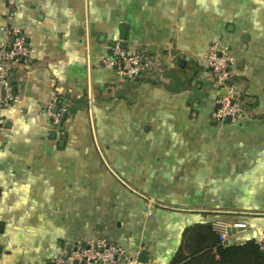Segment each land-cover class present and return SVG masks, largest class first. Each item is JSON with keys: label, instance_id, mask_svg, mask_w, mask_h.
Masks as SVG:
<instances>
[{"label": "crops", "instance_id": "obj_1", "mask_svg": "<svg viewBox=\"0 0 264 264\" xmlns=\"http://www.w3.org/2000/svg\"><path fill=\"white\" fill-rule=\"evenodd\" d=\"M5 13L0 0V44ZM15 23L33 53L0 110V264H55L91 238L169 264L214 208L264 215V0H16ZM215 39L248 104L235 121L214 116ZM114 40L145 53L137 77L100 63Z\"/></svg>", "mask_w": 264, "mask_h": 264}, {"label": "built area", "instance_id": "obj_2", "mask_svg": "<svg viewBox=\"0 0 264 264\" xmlns=\"http://www.w3.org/2000/svg\"><path fill=\"white\" fill-rule=\"evenodd\" d=\"M6 4L5 25L3 30L10 38L0 44V110L10 107L16 100L11 82V70L20 62L30 61L33 48L28 42L21 27L15 23L16 0H3ZM106 53L100 58V63L107 68L115 69L125 78L137 77L148 65V60L142 51L126 48L119 40L109 42ZM204 64L211 71L216 84L223 92L216 100L214 116L221 122L230 117L235 121L243 114L240 91L234 74L236 57L229 46L219 40H212L203 54ZM57 100H52L47 107V113L53 124L63 121L67 115L66 106L57 108ZM212 228L222 243H227L234 232L246 229L245 223L228 222L221 219L211 221ZM55 264H149L138 259L136 253H130L118 243L109 242L103 238H91L84 243L71 246L65 256H57Z\"/></svg>", "mask_w": 264, "mask_h": 264}, {"label": "trees", "instance_id": "obj_3", "mask_svg": "<svg viewBox=\"0 0 264 264\" xmlns=\"http://www.w3.org/2000/svg\"><path fill=\"white\" fill-rule=\"evenodd\" d=\"M240 99L243 105L247 104L244 95L241 94ZM214 209L216 210L214 219L230 221L226 216L228 208ZM230 209L233 210L231 214L250 219L245 232L233 235L229 243H222L211 222L187 225L183 230L181 244L169 264H264V241L259 239L261 234L264 235V215H257L261 208ZM260 217L263 219H257Z\"/></svg>", "mask_w": 264, "mask_h": 264}, {"label": "water", "instance_id": "obj_4", "mask_svg": "<svg viewBox=\"0 0 264 264\" xmlns=\"http://www.w3.org/2000/svg\"><path fill=\"white\" fill-rule=\"evenodd\" d=\"M226 120H229V121H230V117H227ZM232 231H234V229H232ZM263 241H264V240H263ZM60 245H61V244H60ZM66 248L69 249L70 246L67 245ZM145 255H146V254H144L143 252H140V253L138 254V259H139L140 261H142V262H147L148 259L145 257ZM64 256H65V254H64Z\"/></svg>", "mask_w": 264, "mask_h": 264}, {"label": "rangeland", "instance_id": "obj_5", "mask_svg": "<svg viewBox=\"0 0 264 264\" xmlns=\"http://www.w3.org/2000/svg\"><path fill=\"white\" fill-rule=\"evenodd\" d=\"M247 230V226H246V229L243 230V231H239L238 233H242V232H245ZM262 240V239H261Z\"/></svg>", "mask_w": 264, "mask_h": 264}]
</instances>
